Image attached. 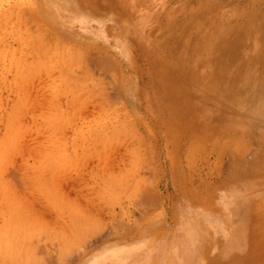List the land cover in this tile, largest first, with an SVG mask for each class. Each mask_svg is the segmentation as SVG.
Instances as JSON below:
<instances>
[{"label": "rangeland", "instance_id": "374dc122", "mask_svg": "<svg viewBox=\"0 0 264 264\" xmlns=\"http://www.w3.org/2000/svg\"><path fill=\"white\" fill-rule=\"evenodd\" d=\"M134 1L0 0V264H192L193 222L264 182V123L221 147L264 104V0ZM216 222L203 264H264V211Z\"/></svg>", "mask_w": 264, "mask_h": 264}, {"label": "bare ground", "instance_id": "6f19581e", "mask_svg": "<svg viewBox=\"0 0 264 264\" xmlns=\"http://www.w3.org/2000/svg\"><path fill=\"white\" fill-rule=\"evenodd\" d=\"M26 1V0H25ZM28 1V0H27ZM42 1V0H41ZM130 1V3H132V2H136V1H134V0H129ZM47 2V1H46ZM49 2V1H48ZM136 4H137V2H136ZM136 4L135 5H133V6H136ZM15 6H16V4H15ZM47 6V5H46ZM131 6V5H130ZM20 8V7H19ZM18 9V8H17ZM28 9V8H27ZM21 10V9H20ZM22 10H24V8L22 9ZM24 12H25V10H24ZM23 12V13H24ZM30 11L29 10H27V13L26 14H28ZM134 14V13H133ZM20 15V14H19ZM25 17V16H24ZM57 17V16H56ZM19 18V17H18ZM15 20V19H14ZM13 20V21H14ZM31 20V19H30ZM25 21V20H24ZM140 21V20H139ZM19 22V21H18ZM141 22V21H140ZM34 23V22H33ZM41 23V22H40ZM19 24V23H18ZM24 24V23H23ZM37 25V24H36ZM43 25V24H42ZM45 25V24H44ZM47 26V25H46ZM2 28V27H1ZM41 28H43V26L41 27ZM44 28H46V27H44ZM49 29V28H48ZM42 30V29H41ZM41 30H40V32H41ZM50 31V30H49ZM17 32V31H16ZM42 32H43V30H42ZM41 32V33H42ZM48 32V31H47ZM28 33H31V34H34V35H36V33L35 32H33V31H31V30H29V32ZM49 34H50V32H48ZM51 34H52V32H51ZM54 34H55V32H54ZM21 35H22V33H21ZM33 35V36H34ZM39 35H40V33H39ZM42 35V34H41ZM41 35H40V37H41ZM151 35V34H150ZM21 37V36H20ZM24 36H22V38H23ZM34 37H36V36H34ZM49 37V36H48ZM61 36H59V38H60ZM25 38V37H24ZM38 38V37H37ZM42 38V37H41ZM40 38V39H41ZM44 39V38H43ZM62 39V38H61ZM25 40V39H24ZM29 41V40H28ZM38 41H40V40H38ZM42 41V40H41ZM44 41V40H43ZM54 41V40H53ZM57 41V40H56ZM56 41H54V43L52 42V44H55V43H57ZM66 41H68V40H66ZM46 42V41H45ZM45 42H43L42 44L41 43H37V44H41V46L45 43ZM60 43V42H59ZM59 43H58V46H57V49L56 50H53V51H51L52 53H55V55L56 54H58V53H56V51L58 52V50H59ZM47 43H45V45H46ZM50 44H51V42H50ZM50 44L48 45L47 44V46H45L44 48H48V46H50ZM71 45H72V43H71ZM65 46V49L67 50V48H66V44L64 45ZM73 46V45H72ZM74 46L76 47V45L74 44ZM80 46V45H79ZM25 47H27V46H25ZM43 47V46H42ZM51 47H55V45H53V46H50L49 48H51ZM48 48V49H49ZM56 48V47H55ZM72 48V47H71ZM54 49V48H53ZM64 49V50H65ZM79 49H81V48H79ZM49 50H51V49H49ZM65 50V52H67ZM74 50H76V48L74 49ZM74 50H73V52L72 53H74ZM60 51H61V48H60ZM69 51V50H68ZM86 51V50H85ZM213 51V50H212ZM71 52V51H70ZM23 53V52H22ZM21 53V54H22ZM33 53V52H32ZM63 53H64V51H63ZM81 53V52H80ZM86 52H82V54H85ZM214 53V52H213ZM27 54V53H26ZM35 54V53H34ZM47 54V53H46ZM81 54V55H82ZM51 55V54H50ZM54 55V54H53ZM61 56L62 54H61V52L58 54V55H56L57 57L58 56ZM80 55V54H79ZM225 55V54H224ZM18 56V55H17ZM40 56V55H39ZM59 56V57H60ZM76 56H78V52H77V55ZM22 57V56H21ZM56 57V58H57ZM59 57H58V59H59ZM72 57H74L73 55H72ZM82 58V56H79L78 57V59H81ZM28 58V57H27ZM33 58V57H32ZM49 58V57H48ZM61 58V57H60ZM75 58V57H74ZM226 58V57H225ZM37 59V58H36ZM73 59V58H72ZM72 59H70L69 57H68V59L67 60H72ZM110 59V58H109ZM222 59H223V56H222ZM221 59V60H222ZM230 59V58H229ZM39 60V59H38ZM43 60V59H42ZM57 60V59H56ZM61 60H63L62 58H61ZM21 61V60H20ZM54 61V60H53ZM64 61V60H63ZM73 61V60H72ZM24 62H25V60H24ZM34 62V61H33ZM32 62V63H33ZM40 62H42V61H40ZM55 62V61H54ZM59 62V61H58ZM62 62V61H61ZM65 62V61H64ZM67 62V61H66ZM36 63V62H35ZM50 63V62H49ZM76 63H77V61H76ZM30 64H31V62H30ZM42 64V63H41ZM73 64V63H72ZM52 65H53V63H52ZM24 66V65H23ZM26 66V65H25ZM32 66V65H31ZM20 67V66H19ZM27 67H29L30 68V66H29V64H28V66ZM65 67H66V63H65ZM74 67V66H73ZM72 67V68H73ZM32 68V67H31ZM20 69V68H19ZM119 70H120V67H119ZM18 71H21V70H18ZM119 72V71H118ZM22 73V72H21ZM26 73V72H25ZM120 74H118V75H121V71L119 72ZM84 74V73H83ZM20 75V74H19ZM63 75V74H62ZM21 76V75H20ZM81 76L83 77V75L81 74ZM122 76V75H121ZM121 76L118 78L119 79V82L121 81ZM21 77H23V75L21 76ZM67 77V76H66ZM78 77V76H77ZM24 78V77H23ZM121 78V79H120ZM83 79V78H82ZM81 80V79H80ZM70 81V80H69ZM76 81V80H75ZM78 81H79V79H78ZM84 81V80H83ZM91 82V81H90ZM77 85L80 83V81L79 82H75ZM70 83H68L67 85H69ZM75 84V85H76ZM88 84V83H87ZM53 85V84H52ZM71 85V84H70ZM76 85V86H77ZM84 85V84H83ZM86 85V84H85ZM66 86V85H65ZM72 86V85H71ZM53 87H55V86H53ZM61 87V86H60ZM59 87V88H60ZM67 87V86H66ZM65 87V88H66ZM78 87H80L79 85H78ZM82 87H84V86H82ZM58 88V87H57ZM59 88L57 89V90H59ZM69 88H71V87H69ZM64 89V88H63ZM87 89H88V87H87ZM55 90V89H54ZM66 90V89H65ZM74 90V89H73ZM79 90V89H78ZM70 91H72V90H70ZM81 91H82V89H81ZM93 91V90H92ZM64 92H66V91H64ZM74 91H72V93H73ZM56 93V92H55ZM79 93V92H78ZM93 94V95H92ZM92 94H90V92H89V95L90 96H94L95 95V93H94V91L92 92ZM80 95H82V93L80 94ZM79 95V96H80ZM98 95V94H97ZM79 99V98H78ZM264 99V98H263ZM56 100V99H55ZM68 101V100H67ZM15 103V102H14ZM102 106H104V105H102ZM105 107V106H104ZM108 107H110V106H108ZM114 107V106H113ZM63 109V108H62ZM111 109V108H110ZM54 110V109H53ZM106 110H107V108H106ZM113 110V109H112ZM117 110V109H116ZM116 110H115V112H116ZM108 112H109V110H108ZM114 112V113H115ZM211 112H213V110L211 111ZM112 113V112H111ZM118 113V112H117ZM130 115V114H129ZM209 115H210V118L211 119H213V117H214V113H212V114H210L209 113ZM256 115H258V116H256V118H253V119H247V121L244 123H241V125H240V129L237 131L238 132V134L236 133L235 135H232V133H229V132H227V133H224L225 135H228L229 137L228 138H226L225 140H224V142H223V144H222V146L221 147H223L222 148V151H224V152H222L224 155L223 156H225V155H232V156H234V154H236V156L237 155H239V150H241L242 149V147H243V144L245 143V145H244V147H243V151H245L246 150V148H247V146L249 145V143L250 142H244V138H243V136L245 137L247 134H248V132H249V130H250V128H251V123L252 122H254V121H258V120H260L261 121V123H260V121H258V124H256L255 122H254V125L256 124V127H257V125H259L260 127H262L261 126V124L262 123H264V104L263 105H261V106H259L258 107V114H256ZM109 116H110V114H109ZM108 116V117H109ZM253 117H255V116H253ZM131 118V117H130ZM106 120V119H105ZM133 121V120H132ZM116 122V121H115ZM260 123V124H259ZM254 125H252V126H254ZM96 126V125H95ZM100 126V125H99ZM258 126V127H259ZM101 127V126H100ZM259 127V128H260ZM104 129V128H103ZM135 129V128H134ZM262 129V128H261ZM258 131H261L260 129H257ZM227 131V130H226ZM256 131V130H255ZM255 131H252V132H255ZM258 131H256V133H258ZM15 132V131H14ZM139 132V131H138ZM250 133V135H252L253 133ZM57 134V133H56ZM110 134V133H109ZM255 134V133H254ZM250 135H249V137H250ZM255 135H257V134H255ZM255 135L253 136H251V138L252 137H254L255 138ZM262 135V134H261ZM130 136V135H129ZM205 136V135H204ZM214 134H213V132H211V133H209V138H211V140L214 138ZM263 138H264V133H263ZM202 137V136H201ZM131 138V137H130ZM134 138V137H133ZM139 138H141V137H139ZM199 138V137H198ZM207 138V137H206ZM208 138V139H209ZM246 138V137H245ZM262 138V137H261ZM122 139V138H121ZM144 139V138H143ZM259 139V138H258ZM12 140V139H11ZM199 141H200V139H199ZM223 141V140H222ZM92 142V141H91ZM98 142V141H97ZM144 142V141H143ZM145 143V142H144ZM203 143V142H202ZM247 143V144H246ZM260 143V142H259ZM141 144V143H140ZM263 144V145H262ZM105 145V144H104ZM139 145V144H138ZM145 145V144H144ZM261 146H262V148L264 147V142L263 143H261L260 144ZM201 146H202V144H201ZM137 147V146H136ZM142 147V146H141ZM144 147V146H143ZM146 147V146H145ZM196 147H199L198 146V144H197V146ZM190 148V147H189ZM213 148H214V146H213ZM258 148H259V146H258ZM96 149V148H95ZM128 149V148H127ZM224 149V150H223ZM141 150V149H140ZM200 150V149H199ZM215 150V149H214ZM241 150V151H242ZM264 151V150H263ZM143 153V152H142ZM221 153V152H220ZM136 154V153H135ZM208 154H210V153H208ZM242 154H244V152H242ZM242 154H241V152H240V155H239V157H240V159H241V157H242ZM260 155V157L258 158V160L260 159V161H258V163H260V165L258 164H256L255 162H252V163H255L254 165H250V167L252 168L251 170H249L250 172H249V174H253V173H260V172H264V166H262V165H264V153H263V156L261 155V154H258V156ZM3 156V155H2ZM139 156V155H138ZM202 156V155H201ZM228 156V157H229ZM232 156H230V158H232ZM227 157V158H228ZM235 157V156H234ZM233 157V158H234ZM130 159V158H129ZM140 159V158H139ZM236 159H238L237 161H236ZM236 159L234 158V159H231V160H235V161H230L229 162V164H228V162H227V164L228 165H231V164H234V165H232V167H231V169L232 168H236V166L237 165H239L238 163L240 162V165H242L241 164V161H240V159L238 158V157H236ZM138 160V159H137ZM197 160V159H196ZM241 160H244V158L243 159H241ZM253 160V159H252ZM128 162V161H127ZM137 162V161H136ZM237 162V163H236ZM130 163V162H129ZM231 163V164H230ZM251 163V162H250ZM138 164V163H137ZM237 164V165H236ZM236 165V166H235ZM239 165V166H240ZM248 165V166H249ZM234 166V167H233ZM248 166H246V167H248ZM252 166H254V167H252ZM138 167V166H137ZM130 168V167H129ZM227 168V167H226ZM243 168V167H242ZM236 169H238V166H237V168ZM236 169H235V171H236ZM228 170H229V173L232 171L233 172V170H230L229 169V167H228ZM129 171V170H128ZM233 172V173H230L229 174V176H227V179L228 180H233V179H235L236 177H238V176H240V175H244L245 173H242V172ZM110 172V171H109ZM228 173V172H227ZM246 173H247V171H246ZM127 175V174H126ZM257 175V174H256ZM259 175V174H258ZM247 176H249V175H247ZM253 176V175H252ZM254 176H255V174H254ZM116 177H117V175H116ZM122 178V177H121ZM103 179V178H102ZM139 179V178H138ZM261 179V178H260ZM104 180V179H103ZM140 180V179H139ZM156 183V182H155ZM135 185H136V183H135ZM109 191V190H108ZM111 191H113V190H111ZM105 192V191H104ZM112 193V192H111ZM116 194V193H115ZM224 195H226V197H227V200H226V203H227V201H228V205H230V209H231V211L228 209V207L226 206H223L222 205V207H223V213H225V216L224 217H221V216H217L216 217V219H211V218H203V217H198L194 222H193V225H192V227H191V229L189 230V232H188V236H189V240H188V247H189V249H190V258H191V260L193 261L192 262V264H203V261H202V258H203V256H204V254L202 253V251H203V247H204V244H208L209 243V239L211 240V238L209 237V236H211V235H208V236H206L205 235V230H204V228L206 227V228H208V227H210V229L212 228V229H214L215 230V226H218V223L216 222V221H218V222H220V221H222V222H224L226 219H230V226H229V229H231V232H232V229H234V228H240L241 229V227H242V229L244 230V231H246V221H248L249 219H251V218H254V214H258L259 213V211H264V182H262V181H257L256 179H254L253 181H251V182H249V183H246V184H243V183H237V184H235L234 186H232L229 190H228V193H225ZM115 196V195H114ZM116 196H118V195H116ZM119 197V196H118ZM110 198V197H109ZM112 198V197H111ZM120 198V197H119ZM146 200H147V197H146ZM242 203H245L247 206L245 207V208H242ZM144 206V205H143ZM22 207V206H21ZM74 208V207H73ZM77 210V209H76ZM236 211V214L238 215L235 219H234V222H233V224L231 225V212L233 213V212H235ZM199 212V211H198ZM197 214V213H196ZM250 216H252V217H250ZM201 218V219H200ZM126 226V225H125ZM2 228V227H1ZM211 229V230H212ZM6 230V229H5ZM14 230V229H13ZM73 231V230H72ZM216 231V230H215ZM229 233H230V231H229ZM233 233V232H232ZM76 235V234H75ZM244 236V235H243ZM216 237V236H215ZM14 239V238H13ZM3 241V240H2ZM9 241V240H8ZM3 243V242H2ZM1 243V244H2ZM13 243H14V241H13ZM50 244V243H49ZM9 245V244H8ZM12 245V244H11ZM14 245V244H13ZM3 246V245H2ZM244 246V245H243ZM12 247V246H11ZM3 248H5L4 246L2 247V249ZM9 248V247H8ZM18 249V248H17ZM4 250V249H3ZM5 251V250H4ZM9 251V250H8ZM15 251H17V250H15ZM14 253V252H13ZM17 253V252H16ZM7 254H8V252H7ZM14 255V254H13ZM193 255V256H192ZM6 256V258H5V261L6 260H9L8 258H7V255H5ZM94 258H97V256H95ZM93 258V259H94ZM1 259V258H0ZM5 261H3V262H5ZM14 261V260H13ZM0 263H1V261H0ZM9 264V261L7 262L6 261V264ZM14 263V262H13ZM18 264V263H17Z\"/></svg>", "mask_w": 264, "mask_h": 264}]
</instances>
